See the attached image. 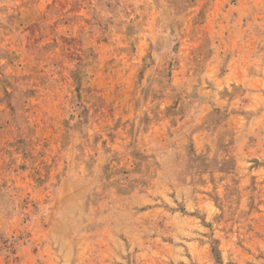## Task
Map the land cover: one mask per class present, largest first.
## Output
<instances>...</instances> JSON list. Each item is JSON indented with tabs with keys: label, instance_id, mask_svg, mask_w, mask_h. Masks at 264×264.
Instances as JSON below:
<instances>
[{
	"label": "rangeland",
	"instance_id": "1",
	"mask_svg": "<svg viewBox=\"0 0 264 264\" xmlns=\"http://www.w3.org/2000/svg\"><path fill=\"white\" fill-rule=\"evenodd\" d=\"M0 264H264V0H0Z\"/></svg>",
	"mask_w": 264,
	"mask_h": 264
},
{
	"label": "crops",
	"instance_id": "2",
	"mask_svg": "<svg viewBox=\"0 0 264 264\" xmlns=\"http://www.w3.org/2000/svg\"><path fill=\"white\" fill-rule=\"evenodd\" d=\"M234 118V117H233ZM263 120V119H262Z\"/></svg>",
	"mask_w": 264,
	"mask_h": 264
}]
</instances>
